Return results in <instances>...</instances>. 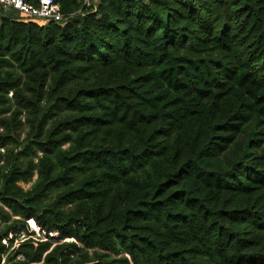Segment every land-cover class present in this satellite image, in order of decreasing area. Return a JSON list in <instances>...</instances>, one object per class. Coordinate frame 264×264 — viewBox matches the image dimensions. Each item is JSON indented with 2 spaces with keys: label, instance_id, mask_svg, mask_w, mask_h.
I'll use <instances>...</instances> for the list:
<instances>
[{
  "label": "trees",
  "instance_id": "1",
  "mask_svg": "<svg viewBox=\"0 0 264 264\" xmlns=\"http://www.w3.org/2000/svg\"><path fill=\"white\" fill-rule=\"evenodd\" d=\"M55 2L0 7V264H264V0Z\"/></svg>",
  "mask_w": 264,
  "mask_h": 264
},
{
  "label": "built area",
  "instance_id": "2",
  "mask_svg": "<svg viewBox=\"0 0 264 264\" xmlns=\"http://www.w3.org/2000/svg\"><path fill=\"white\" fill-rule=\"evenodd\" d=\"M93 0H84V6L90 7ZM0 7L4 11H14L20 17L30 21H38L45 25L60 23L64 17L55 0H38L37 5L27 3L25 0H0Z\"/></svg>",
  "mask_w": 264,
  "mask_h": 264
},
{
  "label": "rangeland",
  "instance_id": "3",
  "mask_svg": "<svg viewBox=\"0 0 264 264\" xmlns=\"http://www.w3.org/2000/svg\"><path fill=\"white\" fill-rule=\"evenodd\" d=\"M30 186H31L30 184H25V185H23V187H24L25 189H28ZM31 226H32V225H31ZM32 228H34V227L32 226ZM37 231H39V230H37Z\"/></svg>",
  "mask_w": 264,
  "mask_h": 264
},
{
  "label": "water",
  "instance_id": "4",
  "mask_svg": "<svg viewBox=\"0 0 264 264\" xmlns=\"http://www.w3.org/2000/svg\"><path fill=\"white\" fill-rule=\"evenodd\" d=\"M5 264H9V263H5Z\"/></svg>",
  "mask_w": 264,
  "mask_h": 264
}]
</instances>
